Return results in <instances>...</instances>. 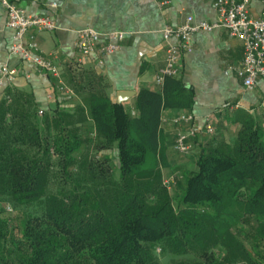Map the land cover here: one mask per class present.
<instances>
[{"label":"trees","instance_id":"16d2710c","mask_svg":"<svg viewBox=\"0 0 264 264\" xmlns=\"http://www.w3.org/2000/svg\"><path fill=\"white\" fill-rule=\"evenodd\" d=\"M168 99L140 90L132 116L97 92L42 113L4 96L0 264H264L263 127L210 139L177 175L158 143Z\"/></svg>","mask_w":264,"mask_h":264},{"label":"crops","instance_id":"0c3cea01","mask_svg":"<svg viewBox=\"0 0 264 264\" xmlns=\"http://www.w3.org/2000/svg\"><path fill=\"white\" fill-rule=\"evenodd\" d=\"M15 1L27 13L54 18L57 25L54 30L31 28L25 41L33 40L36 52L48 56L57 65L62 82L70 92L56 89L55 77L37 72L29 61L9 52L12 33L7 27L6 10L0 6V62L17 70L14 79L0 87V100L9 93L27 95L39 110L51 111L57 106L80 104L83 95L97 92L121 103L127 112L136 116L135 102L140 90L154 91L162 97L166 92L169 99L161 107L158 138L163 159L171 166L173 162L184 165L187 160L193 161L192 169L210 139L232 143L246 120L264 129V78L259 77L251 89L243 86L234 70L243 56L242 42L223 27L194 33L191 49L180 52L178 75L168 80V84L155 81L158 69L164 64L167 46L162 29L180 25L187 15L214 22V0ZM161 1L166 2L161 4ZM248 9L252 15H259L264 9V0H250ZM83 27H91L103 35L123 31L125 37L120 48L109 55L102 57L93 53L82 57L76 51L75 41L76 30ZM75 85L83 90L77 92ZM183 112L195 117L197 128L186 154L174 150V139L188 125L171 122ZM207 116L214 127L211 134L203 128Z\"/></svg>","mask_w":264,"mask_h":264},{"label":"built area","instance_id":"2783aa9c","mask_svg":"<svg viewBox=\"0 0 264 264\" xmlns=\"http://www.w3.org/2000/svg\"><path fill=\"white\" fill-rule=\"evenodd\" d=\"M249 2L250 0H214L213 8L216 14L214 22L195 20L192 15H187L180 25L165 26L162 29V36L167 44L165 60L155 76L156 83L161 85L166 78L178 75L180 52L191 49L194 33L212 31L216 27L227 29L229 35L242 42L243 56L234 70L241 77L243 86L251 89L259 77L264 78V9L259 15L254 16L249 12ZM51 5L55 6V3ZM0 6L6 10L7 27L12 33L9 52L29 61L37 72L55 77L56 89L65 93L70 92L62 82L57 65L48 56L36 52L37 45L33 40L29 43L25 41L26 33L31 28L54 30L57 27L54 18L46 14L27 13L17 5L15 0H0ZM124 37L123 31H110L103 35L91 27H83L76 30L75 48L82 57H88L93 53L104 57L117 51ZM102 38L105 39L103 43H101ZM172 39H175V42H172ZM16 72V69L9 68L6 63L0 62V87L11 82ZM39 113H42V110H39ZM262 115L264 120V112ZM171 122L174 125H188L186 130L178 131L174 139V150L182 154L188 153L191 149L190 139L197 132L195 117L183 112L174 116ZM203 128L207 133H213L214 127L210 117L204 118ZM172 182V175L163 179V184L168 188L171 187Z\"/></svg>","mask_w":264,"mask_h":264},{"label":"rangeland","instance_id":"374dc122","mask_svg":"<svg viewBox=\"0 0 264 264\" xmlns=\"http://www.w3.org/2000/svg\"><path fill=\"white\" fill-rule=\"evenodd\" d=\"M173 162V161H172ZM175 162H176V160H175ZM186 163V164H185ZM184 163V165L182 164H176V163H172L173 165L170 167V169H171V172L172 173H175V174H177V175H181V173L182 172H185V171H188V170H192V167H193V164H194V162L193 161H186ZM164 164H168L166 161H165V163ZM170 192L171 193H174V191H173V188H171L170 189ZM8 209H10L9 207H7V209L6 210H8ZM9 211V210H8ZM162 261V264H167L168 263V259L166 258H162L161 259Z\"/></svg>","mask_w":264,"mask_h":264}]
</instances>
